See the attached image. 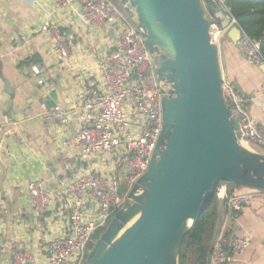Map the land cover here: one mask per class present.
Segmentation results:
<instances>
[{
    "label": "built area",
    "instance_id": "2783aa9c",
    "mask_svg": "<svg viewBox=\"0 0 264 264\" xmlns=\"http://www.w3.org/2000/svg\"><path fill=\"white\" fill-rule=\"evenodd\" d=\"M53 2L58 8L78 6V22L83 30L103 29L108 37L113 31L115 38L99 58L95 73L83 85L78 127L71 143L78 161L87 163V167L75 169L57 196L43 182L29 184L30 202L36 213L44 214L57 199L65 201L74 211L62 231L49 241L42 257L37 258L14 241L10 264H84L88 246L98 242L94 238L96 231L127 206L133 187L144 179L163 129V100L170 97L172 89H165L158 76V64L146 31L129 19L114 0ZM201 2L207 3L211 41L219 52L227 32L220 22L229 15L231 25H235L236 19L225 0ZM41 32L52 40L54 53L60 59L70 58L76 46L74 29L47 22L41 26ZM236 44L250 63L264 64L260 42L250 38L242 28ZM221 75L223 98L238 123L240 143L264 147V132L249 113L247 97ZM38 83L42 85L45 81L40 79ZM75 107L62 103L51 108L47 103L39 106L48 129L57 124L68 128L71 108ZM28 111L35 113L36 109L30 106ZM249 199L248 193L234 192L228 196L208 264H229L250 245V237L227 232L228 221L237 218Z\"/></svg>",
    "mask_w": 264,
    "mask_h": 264
},
{
    "label": "crops",
    "instance_id": "0c3cea01",
    "mask_svg": "<svg viewBox=\"0 0 264 264\" xmlns=\"http://www.w3.org/2000/svg\"><path fill=\"white\" fill-rule=\"evenodd\" d=\"M79 10L78 6L58 8L53 0H0V130L14 127L5 134L0 149L8 168L0 189V264L11 263L14 241L37 258L42 257L49 241L62 231L74 211L57 199L44 214L36 213L30 202L29 184L43 182L57 196L75 169L87 167V163L78 161L71 141L78 127L84 82L95 73L99 58L115 36L110 31L108 37L103 29L83 30L78 22ZM47 22L76 31V46L69 59H60L52 40L41 32ZM32 57L36 62L28 61ZM219 60L221 73L235 89L236 85L243 89L249 113L264 132V65L246 59L230 40L228 28ZM40 79L45 83L40 85ZM5 81L15 94L11 108ZM41 103L50 108L57 103L76 106L71 108L70 126L57 124L48 129L39 108ZM30 106L35 107V113H29ZM241 146L264 154V147L257 144L242 141ZM233 190L250 194V199L237 218L228 221L227 232L248 236L251 242L229 264H264V190L245 186ZM214 196L221 221L227 190L219 187Z\"/></svg>",
    "mask_w": 264,
    "mask_h": 264
},
{
    "label": "water",
    "instance_id": "95a60500",
    "mask_svg": "<svg viewBox=\"0 0 264 264\" xmlns=\"http://www.w3.org/2000/svg\"><path fill=\"white\" fill-rule=\"evenodd\" d=\"M131 5L151 49L172 54L163 55L157 73L173 84L170 97L163 100L164 123L155 155L144 179L130 193L133 204L116 213L87 264H167L173 243H179L180 254L182 239L194 228L206 193L215 191L220 180L264 190V154L241 146L238 123L223 98L219 52L201 0H132ZM229 17L220 24L237 43L241 27L231 25ZM236 89L245 94L239 85ZM4 90L11 108L15 94L8 81ZM10 114L13 119L12 110ZM10 130L11 125L0 130V149ZM7 172L0 157V189ZM139 185L147 190L141 213L112 242L140 205L141 197L135 194ZM189 218L193 224L180 233Z\"/></svg>",
    "mask_w": 264,
    "mask_h": 264
},
{
    "label": "trees",
    "instance_id": "16d2710c",
    "mask_svg": "<svg viewBox=\"0 0 264 264\" xmlns=\"http://www.w3.org/2000/svg\"><path fill=\"white\" fill-rule=\"evenodd\" d=\"M114 1L119 7L121 6L119 0ZM225 4L242 30L250 38L260 42L261 51L264 54V0H225ZM28 61L36 62V58L32 57ZM226 186H228V196L234 193V188L242 187V185L229 182ZM111 220L106 226L96 231L94 238L99 240ZM219 221L218 201L216 196H212L203 204L194 228L182 239L179 264H186L190 255L193 256L194 264H208V256L218 231ZM95 245L96 243H91L88 246L84 264L88 263L90 252Z\"/></svg>",
    "mask_w": 264,
    "mask_h": 264
},
{
    "label": "rangeland",
    "instance_id": "374dc122",
    "mask_svg": "<svg viewBox=\"0 0 264 264\" xmlns=\"http://www.w3.org/2000/svg\"><path fill=\"white\" fill-rule=\"evenodd\" d=\"M120 1V3H121V9L124 11V13L129 17V19H131L134 23H136V24H139L140 25V23H139V20H138V16H137V12H136V8L135 7H133L132 5H131V3H132V0H119ZM203 5H204V7L207 5V3L206 2H204L203 3ZM141 26V25H140ZM153 58L155 59V62L159 65L160 63H161V61H162V57H163V55H166V56H168V57H171L172 56V54L171 53H168V52H165V51H163L162 49H160V48H157L156 47V49L155 50H153ZM168 73H169V71H168ZM172 84H173V81L171 80V79H168L167 77L163 80V85H164V88L165 89H169L170 87H172ZM228 184V182H226L225 180H220V184H219V186L217 187V188H219L220 187V189H226L227 190V187L228 186H226ZM226 186V187H225ZM216 188V189H217ZM216 191V190H215ZM215 191H208L207 193H206V195H205V197H204V202H203V204L204 203H206L212 196H214V193H215ZM146 192H147V190H146V188L144 187V186H142V185H139L138 187H137V190H136V195H138V196H140L141 197V200H140V205H139V207L133 212V217H132V215H131V217L129 218V220L127 221V222H125V223H122L121 225H120V227L118 228V231L116 232V234L114 235V238H113V241H115L116 239H118L123 233H124V231L126 230V228L138 217V215L141 213V209H142V206H143V204H144V202H145V195H146ZM132 201H133V198L132 197H130V199H129V201H128V204H133L132 203ZM137 210H139V211H137ZM134 213H136V214H134ZM137 215V216H136ZM192 224H193V221H192ZM124 225V226H123ZM184 227H188V226H184ZM112 241V242H113ZM179 255V254H178ZM90 257V256H89ZM89 260V259H88ZM179 263V261H178V258H177V263L176 264H178ZM186 264H194V262H193V256L192 255H190L189 256V259H188V261H187V263Z\"/></svg>",
    "mask_w": 264,
    "mask_h": 264
},
{
    "label": "bare ground",
    "instance_id": "6f19581e",
    "mask_svg": "<svg viewBox=\"0 0 264 264\" xmlns=\"http://www.w3.org/2000/svg\"><path fill=\"white\" fill-rule=\"evenodd\" d=\"M137 211H139V210H137ZM134 214H136V213H134ZM133 216H134V215L132 214V217H133ZM136 216H137V215H136ZM138 216H139V215H138ZM129 221H130V220H129ZM192 221H193V220H192L191 218L187 219V220L184 222L182 228L180 229V233L189 230L190 227H191V225H192ZM123 226H124V225H123ZM184 226H188V227H184ZM112 241H113V240H112ZM178 254H179V243H178V242H177V243H173V245H172V247H171L169 253H168L167 256H166V263H167V264H176V263H177V258H178V256H179Z\"/></svg>",
    "mask_w": 264,
    "mask_h": 264
},
{
    "label": "flooded vegetation",
    "instance_id": "af4514ba",
    "mask_svg": "<svg viewBox=\"0 0 264 264\" xmlns=\"http://www.w3.org/2000/svg\"><path fill=\"white\" fill-rule=\"evenodd\" d=\"M163 81V80H162Z\"/></svg>",
    "mask_w": 264,
    "mask_h": 264
}]
</instances>
